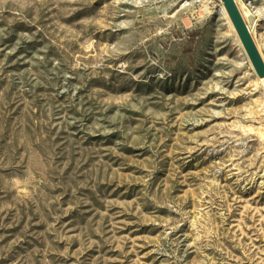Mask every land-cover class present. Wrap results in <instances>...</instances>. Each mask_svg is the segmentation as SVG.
<instances>
[{
    "label": "rangeland",
    "instance_id": "374dc122",
    "mask_svg": "<svg viewBox=\"0 0 264 264\" xmlns=\"http://www.w3.org/2000/svg\"><path fill=\"white\" fill-rule=\"evenodd\" d=\"M222 5L0 0V264H264V83Z\"/></svg>",
    "mask_w": 264,
    "mask_h": 264
},
{
    "label": "water",
    "instance_id": "95a60500",
    "mask_svg": "<svg viewBox=\"0 0 264 264\" xmlns=\"http://www.w3.org/2000/svg\"><path fill=\"white\" fill-rule=\"evenodd\" d=\"M258 77H264V57L236 0H221Z\"/></svg>",
    "mask_w": 264,
    "mask_h": 264
},
{
    "label": "bare ground",
    "instance_id": "6f19581e",
    "mask_svg": "<svg viewBox=\"0 0 264 264\" xmlns=\"http://www.w3.org/2000/svg\"><path fill=\"white\" fill-rule=\"evenodd\" d=\"M222 9V12L228 17V19H229V21H230V23L232 24V22H231V20H230V18H229V16H228V13H227V10H226V8H225V6H224V4L222 5V7H221ZM244 8V9H243ZM244 10V11H243ZM241 11H242V13H243V15L245 16H249L250 14H251V10H249V9H247V8H245V5H242V8H241ZM258 22H256V24H255V26H254V29H252L251 28V26H249L250 27V29H251V31H252V33H258V31H257V29H258ZM232 26H233V24H232ZM234 27V26H233ZM259 49H261L260 47H259ZM261 51V50H260ZM257 81L258 82H260V83H264V77H258L257 76Z\"/></svg>",
    "mask_w": 264,
    "mask_h": 264
},
{
    "label": "built area",
    "instance_id": "2783aa9c",
    "mask_svg": "<svg viewBox=\"0 0 264 264\" xmlns=\"http://www.w3.org/2000/svg\"><path fill=\"white\" fill-rule=\"evenodd\" d=\"M250 28V27H249ZM251 30V29H250Z\"/></svg>",
    "mask_w": 264,
    "mask_h": 264
}]
</instances>
